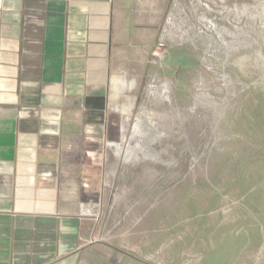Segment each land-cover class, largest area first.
Here are the masks:
<instances>
[{
	"label": "rangeland",
	"instance_id": "374dc122",
	"mask_svg": "<svg viewBox=\"0 0 264 264\" xmlns=\"http://www.w3.org/2000/svg\"><path fill=\"white\" fill-rule=\"evenodd\" d=\"M149 54L110 103L98 264H264V0H170Z\"/></svg>",
	"mask_w": 264,
	"mask_h": 264
},
{
	"label": "crops",
	"instance_id": "0c3cea01",
	"mask_svg": "<svg viewBox=\"0 0 264 264\" xmlns=\"http://www.w3.org/2000/svg\"><path fill=\"white\" fill-rule=\"evenodd\" d=\"M169 3L0 0V264H98L108 252L94 239L118 135L110 103L124 80L156 71ZM258 245L235 241L229 264H258Z\"/></svg>",
	"mask_w": 264,
	"mask_h": 264
},
{
	"label": "bare ground",
	"instance_id": "6f19581e",
	"mask_svg": "<svg viewBox=\"0 0 264 264\" xmlns=\"http://www.w3.org/2000/svg\"><path fill=\"white\" fill-rule=\"evenodd\" d=\"M136 131H135V133H137V134H139V132L141 131V130H145V129H149V126H148V123L146 124L144 121H140V120H138L137 121V123H136ZM149 131H151L150 129H149ZM152 132V131H151Z\"/></svg>",
	"mask_w": 264,
	"mask_h": 264
},
{
	"label": "built area",
	"instance_id": "2783aa9c",
	"mask_svg": "<svg viewBox=\"0 0 264 264\" xmlns=\"http://www.w3.org/2000/svg\"><path fill=\"white\" fill-rule=\"evenodd\" d=\"M164 48V43L159 42L156 49L153 51V56L158 58L161 55V50Z\"/></svg>",
	"mask_w": 264,
	"mask_h": 264
}]
</instances>
